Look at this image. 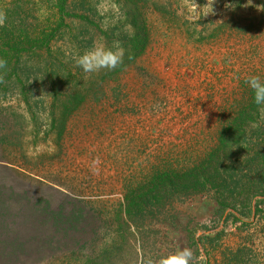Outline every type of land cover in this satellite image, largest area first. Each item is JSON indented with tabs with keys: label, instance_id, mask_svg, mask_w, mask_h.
Listing matches in <instances>:
<instances>
[{
	"label": "rangeland",
	"instance_id": "374dc122",
	"mask_svg": "<svg viewBox=\"0 0 264 264\" xmlns=\"http://www.w3.org/2000/svg\"><path fill=\"white\" fill-rule=\"evenodd\" d=\"M21 1V26H8L18 28L19 37L3 43H25L31 32L42 39L59 15L53 0H0L8 17L4 26ZM64 1L76 16L62 15L68 30L43 49L52 45L53 59L72 61L76 73L83 71L76 58L94 44L111 47L126 36L121 29L130 11L125 0ZM172 5L171 34L169 25L155 23L153 42L136 64V78L156 83L104 95L86 87L88 100L70 119L76 131L66 138L62 178L74 173L75 183L88 189L75 205V229L49 228L26 244L21 243L29 235H18L17 242L0 231V264H142L149 255L183 248L193 251V264H264V203L254 215L249 211L257 201L252 192L264 185V120L244 83L250 75L264 79V0ZM44 53L42 61L22 54L31 77L26 83L38 76L27 91L19 83L0 89V147L15 140L40 145L54 134V117L40 115L44 107L37 105L47 89L46 73L60 67L45 69L53 61ZM104 96L109 100L97 101ZM240 112L247 115L239 119ZM0 183L29 190L6 177ZM46 199L42 205L49 213L66 208L56 196ZM208 233L213 245L197 247L196 240Z\"/></svg>",
	"mask_w": 264,
	"mask_h": 264
},
{
	"label": "trees",
	"instance_id": "16d2710c",
	"mask_svg": "<svg viewBox=\"0 0 264 264\" xmlns=\"http://www.w3.org/2000/svg\"><path fill=\"white\" fill-rule=\"evenodd\" d=\"M53 1L55 10H58L59 15L54 23H50V31L47 34L43 33L42 39H39L41 33L31 32L29 33L30 35L25 34V43L20 40L13 42L9 40L6 43V40L11 38V36L13 37L14 34L16 38L19 37L18 28L9 30L8 26L11 29L21 26L22 13L24 11L22 1L15 2L14 10L9 14L10 20L7 22V26H3L0 29V58L8 61L7 69L0 70V73L4 71L7 73L5 82L0 84V89L19 83L21 90L27 91L24 89L27 87L26 84L31 87L34 84L33 82L37 81L38 76L34 81L26 83V80H31V77L26 71V64L22 62V54L25 58L33 59L34 57L35 59L33 60L42 61L46 51L48 53V56L46 54V57H48L47 61L52 60L53 62L46 64L45 69L54 70L60 67L58 73H55V71L45 72L48 81L42 83L47 89L41 94L37 105L44 107V109H41L40 115L44 114L45 116L50 113L54 117L55 121L52 129H54L53 133L55 135L52 133L45 135L44 142L40 145L38 142L29 144L28 142L15 140L2 145L5 147H0L2 150L0 151V179L10 178L13 181L22 183L29 189H27L28 191L16 192L8 188L4 183H0V231L2 233H11L13 237H16L17 242L18 240L20 241L18 235H29V239H26L21 244L35 240V236L43 235L49 228L68 233H72L75 229L77 222L75 205L78 203L79 198L86 196L88 189L75 183L78 182L76 174L68 172L67 177L62 178V176L64 174L63 169L68 164L69 156L68 151H65L66 138L73 137L76 131L70 119L74 112L88 100L85 95L87 90H83L90 86V90L101 91L103 95L109 89L113 90L114 94H121L130 85L139 86L156 83L155 80H145L143 77L136 78L135 74L138 71L136 64L146 55L150 44L153 42V38L156 35L154 24L160 22L164 25H169V23H172L169 18H172L176 12L172 11V0H125L126 9L130 12L125 17V28L122 27L121 31L125 30L126 36L118 40L125 49L123 65L114 71L102 70L97 74L89 75L78 69L74 73L73 62L70 60H68L70 61L69 63L63 64L61 61L60 63L53 59L51 54L52 45L48 46L47 49H43L45 42L50 44L55 36L67 27L65 17L62 18L61 16L64 14H67L69 18L76 16L69 11L70 6L66 1ZM150 4L155 8L153 11ZM171 29L172 27L169 25L167 34L168 32L171 34V31H169ZM64 34L66 35V33ZM186 35H188L187 32L185 33ZM3 41L6 42L3 43ZM39 63L44 64L42 62ZM34 67L37 68V66ZM103 71H107L106 74H102ZM78 73L79 75H77ZM54 75L57 81L54 80ZM42 80L40 79L39 81ZM23 94L27 99V95ZM42 96L44 99H42ZM107 100L109 98L104 96L97 101L104 102ZM57 115H61V117L58 118ZM238 115L239 119H242L247 114L240 112ZM238 124V121L234 122L233 127L236 129ZM241 124L244 126L243 122ZM47 136L49 141L46 140ZM226 142L227 140L223 144ZM31 145L33 146L31 147ZM71 162L73 167V157ZM61 181L66 185L61 184ZM58 183L65 187L64 189L67 193L56 187ZM55 196L62 205H66V208L61 207L59 212L54 213L51 211L49 213L42 204L48 205L49 202L46 198ZM252 198L257 199L253 209L251 208L252 205L249 209L250 214L254 215V208L260 211V204L264 203V185L252 192ZM126 214L130 216L131 211H127ZM196 242L197 247L202 249V247L212 246L215 240L208 233L200 237ZM21 244L18 245L19 248H21Z\"/></svg>",
	"mask_w": 264,
	"mask_h": 264
},
{
	"label": "clouds",
	"instance_id": "9594fccd",
	"mask_svg": "<svg viewBox=\"0 0 264 264\" xmlns=\"http://www.w3.org/2000/svg\"><path fill=\"white\" fill-rule=\"evenodd\" d=\"M7 21V14L0 10V26H4ZM125 49L119 41H113L111 47L104 43H96L89 50L76 58V66L81 68L86 74H97L102 70L114 71L123 65ZM8 61L0 58V70H6ZM6 71L0 73V84L5 82ZM253 92V102L258 107L260 119L264 120V79L260 75H250L244 80ZM252 127H259L258 123H253ZM194 253L190 248L177 249L167 255L154 258L151 255L146 257L142 264H193Z\"/></svg>",
	"mask_w": 264,
	"mask_h": 264
}]
</instances>
